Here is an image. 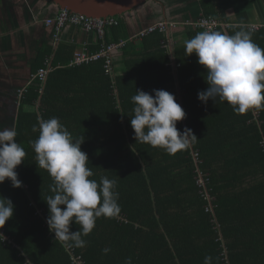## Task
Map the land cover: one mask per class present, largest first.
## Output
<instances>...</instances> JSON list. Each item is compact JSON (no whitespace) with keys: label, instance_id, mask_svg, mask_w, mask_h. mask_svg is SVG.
<instances>
[{"label":"trees","instance_id":"1","mask_svg":"<svg viewBox=\"0 0 264 264\" xmlns=\"http://www.w3.org/2000/svg\"><path fill=\"white\" fill-rule=\"evenodd\" d=\"M47 5L58 11L47 19L62 11L52 0ZM200 7L204 16L221 20L209 1L202 0ZM18 10L12 0L0 6L9 17L7 23L0 19V37H4L0 50L5 58L15 56L23 44H14L10 37L14 47L9 48L5 37L11 30L20 31ZM110 18L116 23L106 27L96 45L86 48L95 54L103 44L128 41L112 55L115 72L117 61L122 67L115 77L106 73L103 60L70 67L74 45L55 47L41 40L35 43L23 81L14 86L0 80V101L6 102L5 110L16 111L6 115L0 109L2 124L15 129V140L26 153L15 169L22 186L15 188L8 179L0 183V199L14 205L13 216L0 228L13 242L0 238V264H125L128 258L132 264H203L205 256L213 257L212 264H264V107L237 115L226 102L214 104L210 99L204 104L198 99V92L208 87L205 69L195 54L185 56V41L204 30L186 25L192 20L185 22L191 27L185 41L175 46L168 37L178 24L169 36L153 33L136 40L125 15ZM43 22L46 29L54 30ZM240 30L251 33L264 49V28L216 31L231 35ZM164 40L169 43L166 48L161 45ZM48 60L52 71L47 79H32L46 69ZM5 73L0 70V76ZM136 89L152 95L161 89L173 94L186 113L177 122L178 130L191 129L197 140L175 155L137 142L130 123ZM37 116L56 117L74 139L83 138L81 150L93 172L90 179L117 180L119 216L98 218L92 232L83 237L82 248L68 250L54 239L46 223L45 199L53 195L49 187L53 180L36 164L32 142L39 133L32 128ZM201 176L203 188L198 184ZM208 207L213 212H207ZM70 230L78 231L79 225L73 223ZM104 248L110 251L104 254Z\"/></svg>","mask_w":264,"mask_h":264},{"label":"clouds","instance_id":"2","mask_svg":"<svg viewBox=\"0 0 264 264\" xmlns=\"http://www.w3.org/2000/svg\"><path fill=\"white\" fill-rule=\"evenodd\" d=\"M62 10V9H61ZM195 54L197 63L205 69L207 89L198 92V99L207 104L227 103L237 115L264 107V49L257 45L251 33L240 30L234 34L205 30L185 41V56ZM25 88L22 90L24 91ZM154 95L136 89L131 97L133 113L130 123L134 139L152 147L163 148L169 155L186 150L197 140L193 131L182 132L177 122L186 117L173 94L166 90H153ZM33 132L38 138L32 142L36 164L47 171L53 180L45 201L49 215L46 223L54 239L65 247L82 248L83 237L88 236L98 218H116L121 212L117 180L101 177L99 183L87 166L88 155L81 150L83 138L74 139L58 118L43 119L37 116ZM14 128L0 130V183L6 179L19 188L16 167L26 153L16 142ZM63 206V208L61 207ZM11 200L0 199V228L13 216ZM79 225L78 231L70 226ZM0 236H3L0 233ZM104 254L110 249L104 248ZM213 257L205 256L203 264H212ZM125 264H132L131 258Z\"/></svg>","mask_w":264,"mask_h":264},{"label":"crops","instance_id":"3","mask_svg":"<svg viewBox=\"0 0 264 264\" xmlns=\"http://www.w3.org/2000/svg\"><path fill=\"white\" fill-rule=\"evenodd\" d=\"M206 1H209L211 8L216 12L218 18L226 22L227 30L230 27L237 29L250 27L252 25H260L261 28H264V0ZM47 4L48 0H36V3L32 7L33 13L30 18L28 16L21 17L20 14L17 15L20 30L23 32L24 36L26 35L28 37H26L28 40H31L38 45L41 43V40H43V42L51 43L55 47L61 43H68L77 48L76 52L83 50L87 46L92 47L97 44L98 37L95 34H85L79 28L73 26L66 27L59 36V42H56L54 38V30L51 28L46 29L44 27L43 19L47 16L42 15V10L44 8L49 9L52 7ZM57 12L58 11L56 10L55 13ZM203 12L204 11L200 7V2L198 0H148L141 6L122 15H125V21L132 33V37L144 30L143 28L146 29L159 22L166 21L178 24V29L173 31L170 37H168L173 44H177V42L185 41L186 31L191 28L190 26H186L185 22L188 20H196V18L203 14ZM34 16H39L37 22H35ZM25 17H27V19H25ZM39 22L41 23V26H36ZM31 37L35 39L32 40L30 39ZM6 52L9 54L10 50H7ZM14 54L16 55L7 56V59L12 66L10 69L5 70L6 73L3 76H0V80L3 81V83L4 81L7 82L6 80H3V77H5L9 82H7L8 84L16 86L17 82L23 81V79L27 77L30 70L29 62L32 60L34 51L25 52L18 48L15 50ZM5 55L6 54L1 53L0 50V64L2 62V65H4L6 61ZM117 66L118 61L116 67ZM119 67V69L116 68L117 73H121L122 67L120 64ZM2 123L3 120L0 121V130L11 128L9 126L5 127Z\"/></svg>","mask_w":264,"mask_h":264},{"label":"built area","instance_id":"4","mask_svg":"<svg viewBox=\"0 0 264 264\" xmlns=\"http://www.w3.org/2000/svg\"><path fill=\"white\" fill-rule=\"evenodd\" d=\"M201 2L202 0H198ZM116 21L113 18L108 19H95L91 18L85 15L75 14L71 13L68 10H62L55 18H48L45 20V25L47 27H52L54 29V38L56 42H59V33L62 29H65L68 26H73L79 28L82 32L85 34H95L98 39H103L105 36V29L107 26H111L115 24ZM186 25L193 26L195 28H201L204 31L205 30H214L216 31L218 28L222 27L224 30H226L227 25L226 22L223 20H216L210 16H204V14H201L199 18L196 21L192 22H186ZM177 24L173 22H159L155 25H152L136 36H134L132 39H140L148 34L153 33H160L164 34L166 36H169L172 29L176 28ZM250 28L255 31L259 30L261 28L260 25H252ZM128 44V41H121L120 43H114V44H103L104 46L101 47V49L96 52L95 54H90L87 48H84L83 50H79L75 52L73 60L70 67H77L82 66L83 64H88L90 62H95L99 60H103L105 62V71L107 74H112L115 72V65H114V58L113 53L117 50L124 48ZM162 47L166 48L168 47L169 43L168 41L164 40L161 43ZM52 71L51 61L48 60L46 62V69H41L38 71L36 75H32V79L38 78L42 82H44L47 79V76ZM25 91H20V94H22ZM198 184L200 185V188H203L204 182H203V176L198 181ZM207 212H213L211 207L207 208ZM0 233L3 234L4 238L0 236L3 242L12 244L13 242L10 240L9 237H7L3 230L0 229ZM68 250L70 248L67 247ZM81 264V262H79Z\"/></svg>","mask_w":264,"mask_h":264},{"label":"water","instance_id":"5","mask_svg":"<svg viewBox=\"0 0 264 264\" xmlns=\"http://www.w3.org/2000/svg\"><path fill=\"white\" fill-rule=\"evenodd\" d=\"M148 0H52L62 10L95 19H106L127 13Z\"/></svg>","mask_w":264,"mask_h":264},{"label":"rangeland","instance_id":"6","mask_svg":"<svg viewBox=\"0 0 264 264\" xmlns=\"http://www.w3.org/2000/svg\"><path fill=\"white\" fill-rule=\"evenodd\" d=\"M13 2H15L16 3V5L18 6V8H19V10H18V12L20 13V15H21V17H24V16H28L29 18H30V16L32 15V13H33V9H32V7H33V5L36 3V0H12ZM39 1V0H38ZM44 1V0H43ZM1 6H3V5H1ZM25 9V10H24ZM57 10V8L56 7H50L49 9H45V12H44V16H48V15H51L53 12H55ZM2 18V20L4 21V22H8V19H9V17H8V15L6 14V13H4V14H2L1 12H0V19ZM49 18H55V17H49ZM25 19H27V17H25ZM47 18H44L43 20H46ZM42 22V21H41ZM43 24V23H42ZM36 26H41V23L39 22ZM12 28V25L10 26V29ZM10 29H8L7 31H9ZM21 31V30H20ZM20 31H9L8 32V36H5V37H7V43H8V47L9 48H12V47H14V42H16L17 43V45H19L21 42H23V44H21V46L20 47H18V48H20V49H22L23 51H25V52H32V50L35 48V42H33V41H31V40H28L27 38V36L25 35V38L24 37H22V38H20ZM2 32H3V30L0 28V35L2 34ZM22 32V31H21ZM10 37L12 38V41H13V43L11 42V40H10ZM27 37V38H26ZM2 38H4V37H0V39H2ZM30 39H35V38H30ZM16 40V41H15ZM2 47H4V46H0V48H2ZM4 50V49H3ZM7 62H9L8 61V59H7V57H6V61H5V63H4V65H2V62H1V64H0V70H6V69H10V68H7L6 66H5V64L7 63ZM117 68L119 69L120 67H119V65L117 66ZM4 79L3 80H6L7 82H8V80L5 78V77H3ZM5 82V81H4ZM2 83H3V81H2ZM9 83V82H8ZM18 85V84H17ZM1 88V87H0ZM0 92H1V90H0ZM4 92L6 93V95H7V91L6 90H4ZM9 95H7V97H8ZM3 101H0V109H2V110H5V108H7L6 107V102H3ZM8 102V101H7ZM4 112V111H3ZM5 113H6V115H14L15 114V110H5ZM3 120V117L1 116V120L0 121H2Z\"/></svg>","mask_w":264,"mask_h":264},{"label":"flooded vegetation","instance_id":"7","mask_svg":"<svg viewBox=\"0 0 264 264\" xmlns=\"http://www.w3.org/2000/svg\"><path fill=\"white\" fill-rule=\"evenodd\" d=\"M1 5H3L4 7H6V0H0V6ZM19 13H17V15H18ZM34 18H35V22H37V20L39 19V16H37V17H35L34 16ZM38 24V23H37Z\"/></svg>","mask_w":264,"mask_h":264},{"label":"bare ground","instance_id":"8","mask_svg":"<svg viewBox=\"0 0 264 264\" xmlns=\"http://www.w3.org/2000/svg\"><path fill=\"white\" fill-rule=\"evenodd\" d=\"M110 75H112V76H116L117 75V73L116 72H113L112 74H110ZM206 200H208V201H210L207 197H206ZM211 209H212V207H211Z\"/></svg>","mask_w":264,"mask_h":264}]
</instances>
